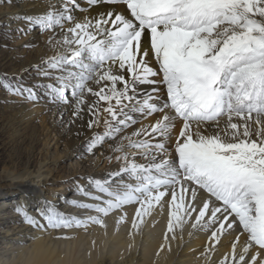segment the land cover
Here are the masks:
<instances>
[{
	"label": "snow or ice",
	"instance_id": "obj_1",
	"mask_svg": "<svg viewBox=\"0 0 264 264\" xmlns=\"http://www.w3.org/2000/svg\"><path fill=\"white\" fill-rule=\"evenodd\" d=\"M15 23L52 32L58 51L29 65L33 83L5 75L4 87L66 105L87 153L110 141L117 164L76 185V214L18 207L29 226H105L133 206L136 228L167 206L169 233L193 220L214 243L233 237L223 264H264V0H57Z\"/></svg>",
	"mask_w": 264,
	"mask_h": 264
},
{
	"label": "bare ground",
	"instance_id": "obj_2",
	"mask_svg": "<svg viewBox=\"0 0 264 264\" xmlns=\"http://www.w3.org/2000/svg\"><path fill=\"white\" fill-rule=\"evenodd\" d=\"M55 3L57 0H11L12 6L0 7V21L16 20L19 13L39 14L46 6ZM52 35V32H49L40 38L36 34L28 36L27 40H25L26 36L22 35L24 44L31 48L37 46L38 48L28 51L26 63L17 69L14 68V71L19 70L16 74L17 78L22 73L21 76L27 77L30 84L34 82H30L31 74L28 71V65L38 63L45 54L50 56L58 51L48 44ZM9 59V54L4 57L6 62ZM48 103L44 104L50 106L51 103ZM55 105L57 106V103ZM15 108L17 107H12L8 111L12 117L11 128H15L19 122L32 119L35 110L29 111L27 106ZM66 108L62 107V110L67 111ZM40 109L38 107V110ZM62 110H58V120L62 119ZM137 118L144 124L154 123L151 117ZM75 123L77 131L74 130L70 134L69 143L74 150H86L90 132L86 130L84 120L77 119ZM56 126L53 125L52 131L56 129ZM6 130L9 128L7 127ZM97 130H102V126ZM11 136L10 146L14 151L8 158L0 159V166L3 164L6 166L1 177L3 180L11 181L6 183L7 187L2 184L5 187L0 188V190H7L0 191V264H223V257L231 251L232 236L224 233L220 236V242L214 243L211 240V230L214 229L193 228L191 227V224L195 222L193 220L188 221L183 229L177 227L174 233H169L167 206L164 208L157 206L152 214L144 217L143 222L136 228L133 227L135 220L133 206H125L124 212L127 214V219L123 222L118 223L122 215L118 211L104 217L105 226L90 225L87 229L47 231L29 226L24 220L23 212L17 211L18 207H22L29 215L44 210L46 206L76 214L80 210L73 206L72 201L81 197L75 188L71 195L63 194L62 196V193L55 195L54 204L49 203L41 189L30 186L27 182L35 179L48 182L54 175L45 160L38 161L36 166L35 155L24 161L26 153L22 146L27 137L25 133L22 135L13 133ZM50 136L49 130L44 132L46 140ZM110 144L109 141L94 151L103 150V153L108 156V164L107 167L103 166L104 169L96 171L92 175L93 178H104L116 168L117 164L112 159ZM11 201L14 202L11 204L9 203ZM195 215L196 213H193V216ZM243 241L244 236H241L240 241L237 242L238 252Z\"/></svg>",
	"mask_w": 264,
	"mask_h": 264
},
{
	"label": "rangeland",
	"instance_id": "obj_3",
	"mask_svg": "<svg viewBox=\"0 0 264 264\" xmlns=\"http://www.w3.org/2000/svg\"><path fill=\"white\" fill-rule=\"evenodd\" d=\"M16 28L17 25L15 20H11L10 22L4 20L0 21V159L8 158L14 151V149H11L12 146H10V143H12L10 140V137H12L11 134L15 133L16 135H22L25 133L27 137L22 146V149L26 153L24 161L29 160L35 155L36 166L38 161L45 160L49 170L52 172V175H54L52 180L48 182L35 179L27 183L30 186L41 189L48 202L54 204L55 195H61V193L62 196L71 195L76 185L84 182V177H92L96 171L104 169L103 166L107 167L108 156H106L101 149L93 154L87 153L84 149L79 151L74 150V148L72 149L69 143V136L76 130V123L72 122V113L67 109L68 107L66 105L57 104L56 106V103L50 102L47 99H42L38 103L24 101L14 96L4 87V85L11 82V79H4L5 75L9 78L16 76L19 70L14 71V68L17 69L20 65L26 63V58L29 54L28 51L31 52L32 49L38 48V46L35 48L26 47L21 33L18 30L13 31V29ZM49 32L50 31H45L41 34L39 30L29 31V35H25V40L36 34L40 38H43L44 34ZM8 54L10 59L6 62V60L4 61V57ZM30 55L32 54L30 53ZM21 75L22 73H20L19 78H21ZM31 76L32 75H30V82L35 79ZM23 79L29 83L27 77H23ZM48 102L51 103L50 106L44 104ZM22 106H27L29 111L35 109L31 117L32 119L27 122H19L15 128H11L10 121L12 117L8 111H10L12 107L19 108ZM38 107L41 109L38 110ZM62 107H67V111H63ZM58 110H62L61 121L60 119L58 120ZM53 125H57L54 130L55 132L52 131ZM7 127L9 130H6ZM47 130L50 131L51 136L46 140L44 138V132ZM128 151L134 152L136 149H128ZM5 169L6 166L4 164L0 166V188L5 187L6 183H11V181L3 180L2 178ZM15 200L16 199H14V201ZM14 201L9 203L12 204Z\"/></svg>",
	"mask_w": 264,
	"mask_h": 264
}]
</instances>
